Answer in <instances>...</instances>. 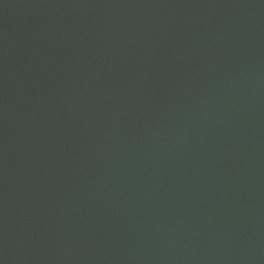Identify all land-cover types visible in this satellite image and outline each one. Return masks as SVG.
<instances>
[{"label":"water","instance_id":"obj_1","mask_svg":"<svg viewBox=\"0 0 264 264\" xmlns=\"http://www.w3.org/2000/svg\"><path fill=\"white\" fill-rule=\"evenodd\" d=\"M0 264H264V0H0Z\"/></svg>","mask_w":264,"mask_h":264}]
</instances>
